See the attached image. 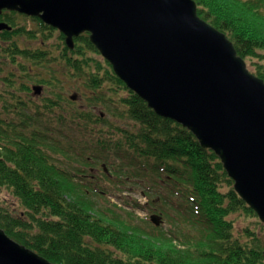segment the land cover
<instances>
[{
  "label": "trees",
  "instance_id": "obj_1",
  "mask_svg": "<svg viewBox=\"0 0 264 264\" xmlns=\"http://www.w3.org/2000/svg\"><path fill=\"white\" fill-rule=\"evenodd\" d=\"M193 1L198 5V15L226 34L239 56L243 59L253 56L264 61V55H260L264 50V0H231L240 10L261 22L257 27L245 22L242 24L238 20L242 17L243 21L241 15L232 18L221 12L225 10L223 6L216 5L213 12L217 13H211L199 0ZM5 21L14 29L18 28L15 13ZM37 21L45 29L52 30L39 19ZM16 31L21 35H30L25 28ZM13 33L5 31L1 36L8 39ZM60 38L65 41L64 35ZM75 43L72 52L65 45V54L61 55L64 58L69 53L68 58H64L70 66L69 72L61 71L59 66L55 70L52 65L55 61L41 49L31 51L15 45L14 50H10L12 67L16 65L17 58L30 60L39 67V74L33 75V68L17 63L23 71V79L37 76V84L53 88L46 106L50 112L61 114L57 120L66 126L59 133H54L56 139L46 141L43 135L35 138L33 134L30 139L22 135V126L0 120V191L9 189L23 208L20 213H13L9 208L0 209V227L12 239L55 264H187L192 258L195 264H264V246L256 229L254 234L247 227L245 233L253 239L242 240L241 236H236L233 222L229 219L243 214L256 217L255 213L234 191L233 181L220 159L213 151L201 147L186 127L156 114L111 69L107 68L109 72L101 70L103 66L98 74L91 71L85 80L84 87L91 91L86 100L95 109L103 106L110 115L131 119L134 124L131 129L124 130L127 126L117 129L119 133H125L124 140L120 138L121 134L108 137L113 135L114 128H102L109 125L107 119L98 117L96 123L103 126L97 125L98 128L91 131V124L97 115L71 102L74 108H63L64 99L60 90L66 85L62 74L68 77L80 75L81 71H85L81 55L85 57L88 53L86 49L97 52L86 35L76 38ZM9 45V40H6L2 46L8 48ZM252 68L255 74L251 73L264 80V67L257 65ZM47 71L53 72L51 79L47 78ZM14 78L15 73L11 69L8 79L15 82ZM28 84L26 81L22 86L26 91H30ZM122 90L125 94H121ZM26 108H20L17 114L32 111L34 104ZM69 113L77 118V130L89 134L87 140L70 138V118L62 115ZM105 129L109 131L104 132ZM36 132L44 134L47 131L41 129ZM70 145L73 146V160L67 162V167H59L58 159L47 151L54 147L67 149ZM92 154L96 164L107 163L103 157L111 154L130 163H138L140 173L145 170L141 178L148 179L150 176L154 188L157 185L178 196L176 200L160 190V198L153 199L149 209L163 211L154 207L156 204L165 208L170 213L179 241L184 240L189 246L194 243L201 248H192L189 253L187 245H181L186 251L176 255L168 253L164 258L158 252L142 248L140 245L144 237L150 234L142 230L133 233L138 227L129 226L134 221L127 216L121 217L112 212L111 218L97 199L105 196L101 193L103 189L98 192L96 188L101 186L100 178L83 176L88 174L86 168L90 163L93 164L88 158ZM122 163L125 164L124 160ZM103 175L106 176L105 173ZM136 205L141 207L139 203ZM199 237L203 238V243L198 242Z\"/></svg>",
  "mask_w": 264,
  "mask_h": 264
},
{
  "label": "water",
  "instance_id": "obj_2",
  "mask_svg": "<svg viewBox=\"0 0 264 264\" xmlns=\"http://www.w3.org/2000/svg\"><path fill=\"white\" fill-rule=\"evenodd\" d=\"M2 10L39 17L70 48L90 33L130 90L221 159L236 193L264 222V81L198 16L195 1L0 0ZM0 264L52 263L0 228Z\"/></svg>",
  "mask_w": 264,
  "mask_h": 264
},
{
  "label": "rangeland",
  "instance_id": "obj_3",
  "mask_svg": "<svg viewBox=\"0 0 264 264\" xmlns=\"http://www.w3.org/2000/svg\"><path fill=\"white\" fill-rule=\"evenodd\" d=\"M199 1L202 5L204 4V6L207 7L211 13H217L213 12L217 8L216 5L223 6L225 10H222L221 12H226L230 17L234 18V16L237 15L243 16V21L242 17L238 18V20L242 24L243 22H245L247 25H253L254 27H257L261 24V22L259 23L257 19L250 16L247 12L240 10L231 0ZM17 25L18 27H25L28 30L37 29L38 31L31 35H21L14 32L11 36H9L8 39L2 38L0 34V117L12 116L13 111L8 108V106H5L4 103L8 102L10 105L11 102L14 103L13 98L19 97V99L21 98L23 102H27L28 104L32 102L36 110H41V113H43L44 118L43 120H41V128L49 129L53 125V120L54 125L56 126L55 119L56 116L59 115L55 111L50 112L49 108H47L46 106V100L47 98L52 96L53 88L49 85H43V88L41 87L40 91L36 92L33 86L35 85L36 88H38V84L35 79L37 76H34V79H23V71H20V67L17 65V63L26 68H33V70L35 71L33 75L39 74V67L35 66L34 63L30 60H25L23 58H17V66L14 65L12 67L10 65L9 60V54L11 52L10 50H14L15 45L20 49H29L31 51L39 50L40 47H42L43 49L48 51L45 53L48 54L49 59L55 61L52 64L53 67L59 66L60 70L65 72L70 71V66L64 59L68 58L69 53H67L64 58L61 56L62 54H64V41L60 38L58 34L52 33L54 32L53 30L45 29L42 24L41 26L44 32L38 25H35L31 19L25 17H17ZM6 40H9L10 42L8 48H4L2 46L3 43L6 42ZM86 51L88 53H85V57L81 55L80 59L85 68L84 72L81 71L80 75L76 74L74 77H68L62 74L63 81L66 85L65 89L60 90L64 99L62 103L63 108L71 110L72 108H74V105L71 103H75V106L84 110L86 109L89 112H92L93 114L97 115V117L94 118L93 122V127L96 129L98 128L97 125L103 126L101 123L96 122L98 117H100V114L104 113L105 116H103L102 119H107L109 121V125L102 128L111 130V128L113 127V135L110 134L108 135V137H117L119 134H121L117 131V129H120L125 126L127 127L123 128L124 130L127 128L131 129L134 124L131 122V119L129 117L121 119L108 114L107 110L103 106L99 110H96L94 106L86 100V96H90L91 91L89 88L84 87V83L87 77L90 75V72L92 71L95 74H98L102 66L103 69L101 70L105 69L107 71V68L110 67V65L105 61V59L100 55V53H95L89 51L88 49H86ZM260 55H264V50H261ZM52 57L56 58L52 59ZM85 60H87V63L85 62ZM245 62L249 71L254 74L255 70H253L252 67H255L257 65H262L264 67V61H260L259 59H256V57L253 56H249V58L245 59ZM11 69H14L15 71L16 82L7 83V80H5L4 77L8 72H10ZM47 72V78L49 77L51 79L53 72ZM109 75L111 76V74ZM26 81L29 83L28 85L30 86V91H26L22 87L23 84L26 83ZM53 82L56 84L55 81ZM121 92L125 93L124 90H122ZM11 93H14V95ZM73 96H76L77 99L74 100L72 98ZM19 99L15 100V102L20 101ZM90 110H93L94 112ZM106 129L104 130V132L109 131ZM87 135L88 134L83 133V138H85ZM121 135L122 136L120 138H123L124 140L125 133ZM44 139L47 140L48 138ZM128 145L129 144L127 143V146ZM72 148V145L67 147V149H59L57 147H54L49 149L47 152L49 154L55 155V157L58 159L57 164H59V167H67V162L73 160ZM103 160L107 163L101 162L97 164L94 168H91L92 166H88L89 168H91L89 169V171L94 172L93 176H98L100 178L102 187L97 186V191L101 192L103 189L101 193H104L105 196L107 194L106 197H98L97 199L100 201L101 205L104 206L105 212L108 213L111 218L113 217V212L120 215L121 217L127 216L132 219L134 223L131 225L129 224V226L138 227V229L133 230V233L142 230L150 234L149 236L144 237L145 240L142 241L140 245L142 246V248L147 249V251L150 250L155 253L158 252L159 255L162 254L163 258L167 256L168 253L171 255H176L178 252H184L186 250H189L190 253L192 248H201L199 245H196L194 243L189 246L188 243L184 240L179 241V239L177 238L178 233L171 224L170 213L167 212L165 208L162 209L160 208L159 204H156V206L154 207L159 208L164 212L149 209L151 201L153 199L157 200L160 198V190L164 191L162 192L163 194L167 192L164 190V188L157 187V185H155L154 188L151 183L153 182V180L150 176L148 179L141 178L140 175L145 172V170L140 173V167L138 163H130L127 159H123L125 163L123 164V160H121V158L119 157H116L115 154H111L109 155V157H103ZM103 164L106 166L107 173H105L102 169ZM103 173H105L106 176H104ZM144 181H147V183ZM167 194L171 193L168 192ZM171 195L173 198L178 200V196L174 194ZM136 203H139L141 207H138ZM2 208H9L13 213H20V211H23L19 200L7 188H3L0 191V209ZM153 216H157L159 218L163 217V220L165 222L164 227L157 226L156 224H154L152 222ZM229 219L233 222L236 236H241L243 238L242 240L250 241L251 239H253V237H248L245 233V229L249 227L248 230L254 234L256 229V233L260 237L262 245L264 246V225L260 224L261 222L257 217H251L243 214L231 216ZM127 230H129V228H127ZM198 242L203 243V238L199 237ZM181 245H187L186 250H184L185 247ZM158 261L156 262L158 263ZM187 264H195L193 258Z\"/></svg>",
  "mask_w": 264,
  "mask_h": 264
},
{
  "label": "flooded vegetation",
  "instance_id": "obj_4",
  "mask_svg": "<svg viewBox=\"0 0 264 264\" xmlns=\"http://www.w3.org/2000/svg\"><path fill=\"white\" fill-rule=\"evenodd\" d=\"M11 13L12 12H8V11H3L1 14H0V23H2V22H6V23H8V21H5L6 20V18L8 17V16H10L11 15ZM18 15H16V17H17ZM9 24V23H8ZM1 33H3V32H0V34Z\"/></svg>",
  "mask_w": 264,
  "mask_h": 264
}]
</instances>
